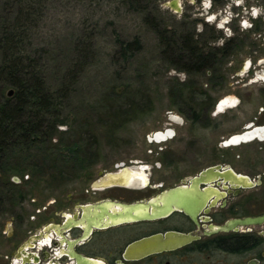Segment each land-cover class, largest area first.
Masks as SVG:
<instances>
[{"label":"rangeland","instance_id":"obj_1","mask_svg":"<svg viewBox=\"0 0 264 264\" xmlns=\"http://www.w3.org/2000/svg\"><path fill=\"white\" fill-rule=\"evenodd\" d=\"M8 1L11 0H0V21ZM145 3L148 5L145 12H138L121 0H49L42 5V19L32 31L27 51L35 57L41 56L48 88L56 90L65 86L68 92L60 99L57 117L63 125L56 126L46 145L27 156H0L3 163L0 173L21 180L23 184L19 188L27 195L25 203L37 204L54 198L64 203L68 193L80 196L92 181L98 182L107 176H114V180L121 178L117 164L124 163V169L130 174L136 173L138 160L151 165L158 160L155 156L160 154V148L171 151L173 155L167 157L174 158L173 164L186 172H191V165L195 164L199 169L207 167L214 160L207 158L209 149L205 139L214 136L204 128L211 124L205 120L199 126H188L190 120L184 113L203 105L212 107L220 99L240 100L238 109L217 116L221 124L213 143L216 145L220 138L240 133L242 125L256 116L255 109L264 107V83L237 82L233 77L235 66H222L209 77L201 73L195 78L171 67L164 60L157 36L147 21L154 20L178 34L191 32L196 39L205 28L209 34L216 27L229 33V14L222 17L219 8L214 12L205 10V15L211 14L205 19L208 23H204L199 0ZM134 38L141 43L140 51L129 59L122 58L118 53L120 41ZM75 64L76 77L67 82L65 75ZM254 67L255 73L262 69L258 64ZM215 75L227 76L228 83L215 82L211 78ZM8 90L3 91L6 98ZM163 129L174 131L176 137L159 146L150 144V135ZM247 150L241 146L236 152L247 154ZM243 165L237 162L235 166L244 170ZM15 166L19 167L18 171H13ZM147 169L149 175L151 171ZM152 173L153 179L166 187L178 178L163 169ZM6 176L0 175V178L6 179ZM134 186L131 183L128 188ZM115 192L125 196L126 201L118 204L129 205L131 191ZM219 258L203 257L201 262L218 264Z\"/></svg>","mask_w":264,"mask_h":264},{"label":"flooded vegetation","instance_id":"obj_2","mask_svg":"<svg viewBox=\"0 0 264 264\" xmlns=\"http://www.w3.org/2000/svg\"><path fill=\"white\" fill-rule=\"evenodd\" d=\"M199 3L204 23H208L205 19L211 14L205 15V10L214 12L219 8L222 17L229 14L230 31L225 34L221 27H216L209 34L205 28L195 39L191 32L178 34L166 28L168 36L175 33L182 38L181 42L188 40L187 49L181 54L182 64L189 70L170 66L195 78L201 73L209 77L222 66L232 65L236 67L233 77L237 82L264 83V0H199ZM176 48L172 55L181 63L176 58ZM257 64L262 69L255 73ZM211 78L228 83L227 76ZM236 100L220 99L212 107L203 105L184 113L190 120L188 126L208 121L211 125L204 129L214 136L205 139L209 149L207 158L214 160L213 164L201 169L198 164L191 165L192 170L198 169L196 172H186L173 164L175 159L167 157L173 153L160 148V154L155 156L158 160L151 165L136 161V173L130 174L124 163H120L115 167L121 169L122 177L108 181L111 184L99 185L103 180H95L80 196L68 193L64 203L54 198L37 204L25 203L27 195L19 188L23 184L21 180L0 173L6 176L0 178V264H206L201 258L210 260L215 255L220 256L218 264H245L251 260L264 264V221L228 232L205 234L236 220L264 216V107L255 109L256 116L242 125L240 133L220 138L213 144L221 124L217 116L238 109L240 100ZM175 137L174 131L163 129L152 133L149 142L159 146ZM241 146L248 148L247 154L236 152ZM201 158L205 159L203 155ZM237 162L243 163L245 169H237ZM162 169L178 177L168 187L153 179L152 172ZM131 183L134 188H128ZM119 190L133 193L129 205L155 201L156 206L169 208V213L151 220L114 223L109 215L123 211L105 206L107 202L126 201L120 192L113 193ZM164 194H167L165 202L161 200ZM168 233L195 239L142 258H125L127 248L133 243Z\"/></svg>","mask_w":264,"mask_h":264},{"label":"trees","instance_id":"obj_3","mask_svg":"<svg viewBox=\"0 0 264 264\" xmlns=\"http://www.w3.org/2000/svg\"><path fill=\"white\" fill-rule=\"evenodd\" d=\"M48 1L11 0L5 4L6 12L0 21V156L31 155L34 149L51 140L52 131L57 125H63L57 117L60 115V99L65 97L68 87L56 90L48 88L41 56L37 54L40 57H35L27 51L32 31L42 19V5ZM121 1L138 12L148 9L145 1L149 0ZM147 21L158 37L164 60L179 70H189L182 64L181 54L187 49L188 40L181 42L182 38L175 33L168 36L169 31L164 26L151 19ZM174 46L178 51L176 58L181 63L174 60ZM140 49V41L134 38L132 41H120L118 53L122 58L129 59ZM75 68L77 64L65 75L67 82H72L76 77ZM7 88L13 90L10 98H6L3 93ZM17 169L19 167L15 166L13 171Z\"/></svg>","mask_w":264,"mask_h":264},{"label":"water","instance_id":"obj_4","mask_svg":"<svg viewBox=\"0 0 264 264\" xmlns=\"http://www.w3.org/2000/svg\"><path fill=\"white\" fill-rule=\"evenodd\" d=\"M12 95H13V90L12 89L8 90L7 97H12ZM114 178H115L114 176H107L103 179L105 183H103L102 181V183H100L99 185L111 184L108 181H114ZM14 180L16 181L15 178ZM166 199H167V194H164L161 200L165 202ZM105 207H108L111 210L119 209L120 211H123V213L121 212L118 215H112V214L109 215L110 219L114 223L133 222L138 220H151L154 218L164 217L169 213V208H162L160 206H156L155 201L142 203V204H135V205H122L118 203L107 202ZM263 221H264V216L258 218H245L241 220H236L229 223L227 226L218 227L212 232H205V234L209 235L218 232L219 233L228 232L236 227L258 225L261 224ZM194 239L195 238H193L190 235L185 236V235L172 234V233L165 234L164 236L158 235L130 245L126 250L125 258L138 259L153 253L175 249L176 247L185 245ZM245 264H257V261L251 260Z\"/></svg>","mask_w":264,"mask_h":264},{"label":"bare ground","instance_id":"obj_5","mask_svg":"<svg viewBox=\"0 0 264 264\" xmlns=\"http://www.w3.org/2000/svg\"><path fill=\"white\" fill-rule=\"evenodd\" d=\"M163 137V136H162Z\"/></svg>","mask_w":264,"mask_h":264}]
</instances>
